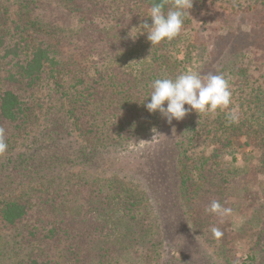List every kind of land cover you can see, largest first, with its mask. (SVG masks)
Segmentation results:
<instances>
[{"label":"trees","instance_id":"16d2710c","mask_svg":"<svg viewBox=\"0 0 264 264\" xmlns=\"http://www.w3.org/2000/svg\"><path fill=\"white\" fill-rule=\"evenodd\" d=\"M57 1L71 13L87 15L89 21L80 22L87 28L69 33L32 22L30 47L23 37L26 30L19 24L13 27L8 17L2 19L8 7L0 15V128L9 150L0 157V233L29 221L26 253L0 244V264L221 263L198 242L193 218L205 185L191 184L184 163L188 159L183 136L201 114L190 110L183 120H172V125L164 121L170 141L146 164L117 155L127 149L126 138L143 137L141 128L148 120H165L158 111L149 113L143 103L148 102L152 81L175 77L177 60L165 53L168 41L162 49L149 43L153 69L134 74L116 71L107 60L112 57L108 47L114 30L110 29L120 28L131 17L128 11L150 9L161 0ZM35 2L15 0L20 8L16 14L28 11ZM163 2L167 11L171 1ZM3 5L0 2V8ZM104 15L109 29L96 22ZM43 91L48 99L45 108L39 104ZM39 107L46 114L41 125L45 131L34 136L31 150L12 147L21 132L38 124ZM68 123L74 131H67ZM73 132L79 144L72 143ZM227 154L236 160L233 150ZM212 156L220 157L216 150ZM210 161L205 159L203 167L197 168L198 176L216 177L212 165L204 168ZM230 174L225 173L222 185L206 184V193L213 187V194L223 195L233 184ZM235 186L243 192L239 183ZM16 187H26L20 191L24 194L11 199ZM172 248L177 255L163 254ZM223 263L264 261L249 253Z\"/></svg>","mask_w":264,"mask_h":264},{"label":"rangeland","instance_id":"374dc122","mask_svg":"<svg viewBox=\"0 0 264 264\" xmlns=\"http://www.w3.org/2000/svg\"><path fill=\"white\" fill-rule=\"evenodd\" d=\"M172 3V0H170ZM4 5L0 8V15L13 27L19 24L26 32L23 34L25 42L32 45V22L47 29L57 28L63 32L74 33L87 28L89 21L85 14L69 12L63 3L57 0H36L30 9L19 10L15 0H0ZM170 3V4H171ZM192 8L189 16L184 18L183 27L178 36L168 41L170 47L165 52L167 56H174L177 60L175 76L181 72L192 70L201 74L213 73L224 74L230 85L232 93V105L239 108V122L231 123L227 119V109L217 110L215 114H201L197 123L190 126L183 136L186 157L184 162L193 185L201 187L199 192L198 207L194 215V223L198 225V242L210 254L213 259H219L224 264L225 259H240L249 253H255L258 261H264V0H192ZM149 8L145 6L136 7L128 11L131 17L123 20L118 29H110L109 39H112L108 50L111 58L107 59L109 65L116 71L119 69L125 73H138L142 69L147 70L152 64L151 56L147 54L150 49L147 35H140L133 42L128 37V32L134 26L147 22ZM108 17H113L109 15ZM107 16L97 20L104 26L108 22ZM121 21V20H120ZM31 23V24H28ZM107 29L110 26H105ZM60 31V32H61ZM17 40V38H16ZM167 42L163 41L161 47ZM95 57L93 61H97ZM153 69L150 67L149 70ZM39 104L45 108L48 104L47 92L43 91L39 98ZM38 124L30 127L26 132L20 133L15 138L16 147L21 151L31 150L29 147L35 143L34 136L44 132L41 129L46 114L43 109H37ZM140 116V112L138 114ZM51 119V115H48ZM53 119V118H52ZM51 119V120H52ZM165 120L151 118L142 126L141 138H129L123 141L128 145L124 151H117L121 160L143 162L155 154H161L168 141L167 127L163 126ZM172 125V123L170 124ZM55 129L56 127H51ZM74 131L73 126L68 123L67 131ZM39 131V133H38ZM38 133V134H37ZM72 143L79 144L75 132L70 133ZM131 139V140H130ZM147 141V142H140ZM228 147H224L226 143ZM35 146V144H34ZM13 149V148H12ZM216 150L220 155L213 159L212 152ZM235 152V161L227 154L228 151ZM182 151L178 150V153ZM9 150L2 155H7ZM211 159L204 168L212 165L215 169V178L211 176L204 178L199 175L197 168L203 167L204 160ZM217 164V165H216ZM225 169V170H224ZM230 172L233 184L221 194L206 193V184L222 185L226 179L225 173ZM24 178L23 175H18ZM121 178V176H119ZM127 182L137 183L132 179ZM239 183L243 192L236 188ZM138 186V185H137ZM136 186V188H137ZM42 187V186H41ZM37 187V188H41ZM26 187H16L12 191V198L22 196L20 192ZM219 201L224 207L233 210L230 216L220 217L215 214L206 213L205 207L211 201ZM29 221H24L7 231L0 233V244L13 251L26 253V237L29 231ZM217 227L222 236L214 238L210 229ZM263 233L260 238L259 233ZM199 236H197L199 238ZM29 237V236H28ZM25 243V244H23ZM24 245V246H23ZM180 249V248H179ZM181 250V249H180ZM24 251V252H23ZM17 253V254H18ZM178 252L172 248L163 254ZM222 254L224 260L219 255Z\"/></svg>","mask_w":264,"mask_h":264},{"label":"clouds","instance_id":"9594fccd","mask_svg":"<svg viewBox=\"0 0 264 264\" xmlns=\"http://www.w3.org/2000/svg\"><path fill=\"white\" fill-rule=\"evenodd\" d=\"M192 6V0H172L171 6L165 11L163 0L153 3L147 15L151 19V24L144 22L132 27L128 37L134 42L138 36L146 34L152 47L166 40L171 41L181 32L184 18L189 16ZM150 88V95L145 100L148 102L143 103L145 108L149 113L158 111L169 123L172 120H183L190 110L199 115L215 114L217 110L225 109L228 110L226 115L229 122H239V108L230 107L232 93L224 74H201L188 70L174 78L167 76L157 78L151 82ZM7 148L4 129L0 128V154L5 153ZM204 211L220 217L230 216L233 212L231 208L224 207L216 200L211 201ZM210 231L216 239L222 236L221 230L217 227H212Z\"/></svg>","mask_w":264,"mask_h":264}]
</instances>
